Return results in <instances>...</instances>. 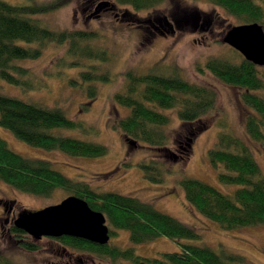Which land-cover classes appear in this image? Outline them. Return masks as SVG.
<instances>
[{
	"label": "trees",
	"instance_id": "1",
	"mask_svg": "<svg viewBox=\"0 0 264 264\" xmlns=\"http://www.w3.org/2000/svg\"><path fill=\"white\" fill-rule=\"evenodd\" d=\"M72 1L54 0L49 5L38 6L0 0V90L2 83L22 90L36 89L38 83L35 84L29 69L21 63L40 58L47 44H68V56L74 59L69 64L81 69L78 81L70 82L84 87L82 89L89 99L97 96V84L110 81L109 74L105 70L101 72V66L110 58L104 49L92 45L95 33L55 31L38 19L39 15ZM81 1L84 6L96 4L93 16L108 12L117 17L120 12L119 20L140 30L145 43L170 34L173 26H195L203 16L196 8L178 6L170 13V20L159 14L139 15L159 7L166 0ZM196 1L225 10L238 25L257 23L264 30V0ZM259 68L244 58L234 62L230 58L212 57L204 65V70L221 83L241 91V101L248 112L245 120L247 137L262 148L264 159V75L260 76ZM125 78L126 86L114 94L113 101L128 108L129 114L116 121V128L122 133L129 152L142 145L156 151V158L142 161L138 167L147 182L162 184L166 174L171 173L166 164L188 162L193 140L208 128L210 123L203 119L217 107L216 90L190 83L178 75L130 70ZM164 110L177 111L181 127L173 137L167 132L171 118L162 112ZM0 128L17 140L45 151L85 158L103 157L108 152L102 145L58 134L59 130H85L83 124L69 119L61 110L25 102L1 92ZM172 146L176 148L173 150ZM208 158L212 168H223L218 175L219 181L237 185L239 189L230 196L207 183L184 178L179 184L186 202L202 217L227 231L264 226V177L249 145L230 134L221 133L216 147L209 150ZM0 181L16 191L43 198L50 197L56 190H63L70 196L83 199L92 210L101 212L110 228L111 238L117 231H126L130 243L140 245L164 237L175 242L179 251L164 253L159 258H146L137 255L133 248L122 249L110 242L97 245L77 238H58L65 248L115 264H249L244 257L225 249L216 252L206 246L182 243L183 240H198L199 234L177 219L157 211L149 203L117 193L96 192L87 183L76 182L55 171L48 161L22 157L10 150L1 138ZM9 232L21 249L27 252L39 250L37 241L12 223ZM0 264L14 263L0 250Z\"/></svg>",
	"mask_w": 264,
	"mask_h": 264
},
{
	"label": "rangeland",
	"instance_id": "2",
	"mask_svg": "<svg viewBox=\"0 0 264 264\" xmlns=\"http://www.w3.org/2000/svg\"><path fill=\"white\" fill-rule=\"evenodd\" d=\"M4 1L40 6L49 5L54 0ZM95 5L84 6L81 0H74L38 17L41 24L51 30L95 33L92 45L104 49L110 58L101 66V72L105 70L110 81L97 84L98 94L93 100L88 98L82 89L84 87L70 82L78 81L81 69L69 64L74 59L68 56V44H47L40 58L21 63L29 69L35 84L38 83L36 89L22 90L2 83L0 92L25 102L61 110L69 119L83 124L85 130H59L58 134L102 145L107 148V154L85 158L45 151L17 140L2 128L0 138L10 150L22 157L48 161L55 171L76 182L87 183L96 192L117 193L149 203L157 211L177 219L199 234L198 240H183L182 243L206 246L216 252L225 249L244 257L249 264H264V226L224 230L219 224L202 217L186 202L179 184L184 178L196 179L230 196L239 189L237 185L222 184L218 175L223 168L215 170L209 162L208 152L216 147L221 133L230 134L249 145L264 177L262 148L252 143L245 131L248 112L241 101V91L221 83L204 70L206 61L212 57L230 58L234 62L243 58L222 42L229 28L238 25V22L225 10L203 1L166 0L159 7L139 15L159 14L170 20V13L178 6L196 8L203 16L195 26H173L170 34L157 36L145 43L140 30L119 20L120 12H117V17L108 12L93 16ZM130 70L178 75L190 83L214 88L218 96L215 111L203 119L210 123L208 128L192 142L189 161L166 164L171 173L166 174L162 184L147 182L138 167L140 162L156 158V151L142 145L129 152L122 133L116 128V121L127 116L129 109L116 105L113 96L123 91L127 82L125 74ZM258 70L263 76L264 67ZM162 112L171 118L167 132L173 137L181 127L177 111ZM175 148L172 146L173 150ZM68 196L70 194L63 190H56L46 198L32 196L0 181V250L3 255L14 264H115L89 253L65 248L58 238L43 237L37 241L39 250L27 252L10 235L11 223L18 214L56 205ZM109 242L122 249L133 248L137 255L146 258H159L164 253L179 251L175 242L164 237L133 245L126 231H117L115 237L110 236Z\"/></svg>",
	"mask_w": 264,
	"mask_h": 264
},
{
	"label": "water",
	"instance_id": "3",
	"mask_svg": "<svg viewBox=\"0 0 264 264\" xmlns=\"http://www.w3.org/2000/svg\"><path fill=\"white\" fill-rule=\"evenodd\" d=\"M222 42L257 67H264V30L257 23L231 27ZM16 229L34 241L43 237H71L97 245L110 241L109 226L101 212L92 210L76 196L37 211H23L14 219Z\"/></svg>",
	"mask_w": 264,
	"mask_h": 264
}]
</instances>
